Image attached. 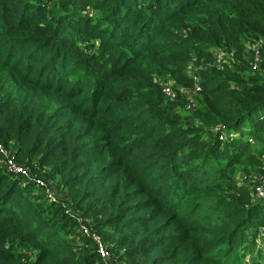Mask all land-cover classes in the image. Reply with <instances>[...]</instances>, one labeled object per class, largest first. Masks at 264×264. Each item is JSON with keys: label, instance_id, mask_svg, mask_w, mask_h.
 <instances>
[{"label": "trees", "instance_id": "16d2710c", "mask_svg": "<svg viewBox=\"0 0 264 264\" xmlns=\"http://www.w3.org/2000/svg\"><path fill=\"white\" fill-rule=\"evenodd\" d=\"M0 144V264H260L264 0H0Z\"/></svg>", "mask_w": 264, "mask_h": 264}, {"label": "built area", "instance_id": "2783aa9c", "mask_svg": "<svg viewBox=\"0 0 264 264\" xmlns=\"http://www.w3.org/2000/svg\"><path fill=\"white\" fill-rule=\"evenodd\" d=\"M259 47H260V45H258L257 47L254 48L255 63L251 67V69L253 71H255L259 68V61H258ZM197 90H199V89L197 88ZM163 91L167 95L171 94V91L168 88H164ZM0 158L2 160H4V162H5L4 165L7 168V171L12 172V173L18 175L19 177L24 178V180L27 179L28 182L32 183L33 185L42 188L44 191L43 193L46 196V198L52 199V201L54 200L55 197H54L53 191L51 194L48 193L51 190V188H50L51 186H47L46 181L41 179V178L31 177V175L27 169H25L22 166L16 165L14 163V161L7 156L5 150L2 148L1 144H0ZM253 189H254V194H255L256 199L264 198V177H262L260 179V182L258 184H256ZM78 221L81 223L80 228H81L83 235L86 237H90L95 242L96 247H97V253L101 259V264H112L113 263V261H111L112 257L110 255L109 251H107L106 248L104 247V245L102 244V241L99 238V236L91 233L90 229L87 226L83 225L80 218H78Z\"/></svg>", "mask_w": 264, "mask_h": 264}, {"label": "rangeland", "instance_id": "374dc122", "mask_svg": "<svg viewBox=\"0 0 264 264\" xmlns=\"http://www.w3.org/2000/svg\"><path fill=\"white\" fill-rule=\"evenodd\" d=\"M172 96V95H171ZM261 177H263L262 175L261 176H259L258 175V173H256L255 171H253V170H250L249 172H241V173H239L237 176H236V178H235V180L237 181V182H244L245 184H247V185H250V187H251V190H254L253 188H254V186L256 185V184H258L259 182H260V179H261ZM51 188V190L48 192L49 194H51L52 193V191H53V194L55 195V192H54V190L52 189V186L50 187ZM46 193V192H45ZM48 199V198H47ZM49 201H52V199H49ZM264 232V231H263ZM97 235V234H96ZM98 236V235H97ZM262 237H264V233L262 234ZM256 245H257V248L258 249H260L261 251H262V256H261V261H260V264H264V240H261V239H257L256 240ZM28 255V254H27ZM26 255V258H28V256ZM246 260L247 261H249V258L248 257H246ZM111 261H113V259L111 260ZM112 264H114V263H112Z\"/></svg>", "mask_w": 264, "mask_h": 264}]
</instances>
